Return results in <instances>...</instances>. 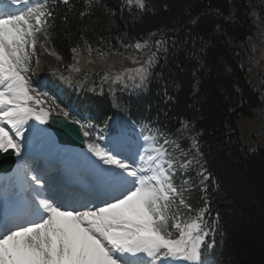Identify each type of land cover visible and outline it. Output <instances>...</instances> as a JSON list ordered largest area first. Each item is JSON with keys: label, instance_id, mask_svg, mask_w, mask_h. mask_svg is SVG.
<instances>
[{"label": "trees", "instance_id": "1", "mask_svg": "<svg viewBox=\"0 0 264 264\" xmlns=\"http://www.w3.org/2000/svg\"><path fill=\"white\" fill-rule=\"evenodd\" d=\"M256 2L145 0L146 9H140L135 0L133 5L95 0L85 9L84 0H71L68 6L50 0L57 14L49 51L37 45L34 79L63 74L83 85L79 107L84 113L93 109L102 125L136 122L148 125L149 133L186 140L173 157L178 164L185 158L192 164L184 175L177 167L174 183L184 186L196 211L208 201L205 219L218 224L206 237L214 241L208 253L213 264H264V147L250 144L237 124L246 113V101L256 102L243 83L247 69L241 70L245 58L253 61V45L258 47L255 35L260 30L250 11ZM82 11L84 16L79 15ZM137 42L141 49L135 47ZM77 46L74 61L72 49ZM113 55L121 57L123 65L125 58L128 61L123 84L114 82L120 77L117 72L107 75L111 82L104 81L96 67ZM86 57L91 63L87 70L80 64ZM141 67L148 69V83L135 89ZM194 140L198 147L188 144ZM201 171L209 177L203 183Z\"/></svg>", "mask_w": 264, "mask_h": 264}, {"label": "snow or ice", "instance_id": "2", "mask_svg": "<svg viewBox=\"0 0 264 264\" xmlns=\"http://www.w3.org/2000/svg\"><path fill=\"white\" fill-rule=\"evenodd\" d=\"M60 2L68 6L71 0ZM94 2L84 0L85 9ZM127 3L133 5V0ZM18 4L23 7H14ZM134 6L146 9L145 0H135ZM56 7L50 0H0V154H14L21 166L19 192L13 183L11 196L0 201V264H208L214 241L206 237L218 224L205 219L207 200L196 211L184 186L174 183L177 167L184 175L192 164L186 158L178 164L167 151L165 146L175 141L165 138L157 144L164 133L144 135L146 124L134 138L123 130L105 136L103 128L33 86L32 60L39 64L38 43L49 51ZM78 47L72 49L74 61ZM146 63L150 66L153 58ZM137 76L133 87H146L148 69L141 67ZM60 79L70 82L63 74ZM57 120L84 138L95 158L89 164L98 184L83 191L62 187L46 169L32 166L30 153L22 151L30 121L48 125ZM193 147H198L195 140ZM199 175L201 183L209 179L203 171Z\"/></svg>", "mask_w": 264, "mask_h": 264}, {"label": "rangeland", "instance_id": "3", "mask_svg": "<svg viewBox=\"0 0 264 264\" xmlns=\"http://www.w3.org/2000/svg\"><path fill=\"white\" fill-rule=\"evenodd\" d=\"M105 64H101V63H98L100 66H96V65H94V66H96V67H99L100 69H103V70H105V71H107V72H116V71H121L122 70V68L124 67V65H123V63H122V60H121V57H119V56H116V55H113V56H110V57H108V58H106L105 60ZM127 60H126V58H125V65L127 64ZM80 64L82 65V67H84V68H89L90 67V59L89 58H85L82 62H81V60H80ZM120 77H122V79H120L119 80V82L120 83H125L126 82V76L123 74L122 76H120ZM117 80V78H114V81H116ZM106 81H109V82H111L112 81V79L111 78H108L107 77V80ZM261 123H259V125H260ZM260 135H262V134H260ZM264 136V135H263ZM259 138H261L262 139V137L260 136ZM260 141V140H259ZM261 142V141H260Z\"/></svg>", "mask_w": 264, "mask_h": 264}, {"label": "water", "instance_id": "4", "mask_svg": "<svg viewBox=\"0 0 264 264\" xmlns=\"http://www.w3.org/2000/svg\"><path fill=\"white\" fill-rule=\"evenodd\" d=\"M48 127L53 131L58 142L62 145L80 146L83 144V138L80 135L69 132L65 127L61 126L59 120L49 122Z\"/></svg>", "mask_w": 264, "mask_h": 264}, {"label": "bare ground", "instance_id": "5", "mask_svg": "<svg viewBox=\"0 0 264 264\" xmlns=\"http://www.w3.org/2000/svg\"><path fill=\"white\" fill-rule=\"evenodd\" d=\"M15 6H18L19 7V5H15ZM73 150V149H72ZM70 152V151H69ZM78 153V152H77ZM80 154V153H79ZM85 154V153H84ZM61 156H64V154L63 155H61ZM13 179H15V180H17L18 181V177H16V175H14L13 176ZM13 179H11V181H13L14 182V180Z\"/></svg>", "mask_w": 264, "mask_h": 264}]
</instances>
